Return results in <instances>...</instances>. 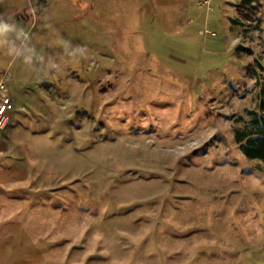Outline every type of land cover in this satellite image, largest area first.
I'll use <instances>...</instances> for the list:
<instances>
[{
	"label": "rangeland",
	"instance_id": "obj_1",
	"mask_svg": "<svg viewBox=\"0 0 264 264\" xmlns=\"http://www.w3.org/2000/svg\"><path fill=\"white\" fill-rule=\"evenodd\" d=\"M237 1L0 0L28 34L0 47V264H264V169L233 139L264 0L257 28Z\"/></svg>",
	"mask_w": 264,
	"mask_h": 264
},
{
	"label": "trees",
	"instance_id": "obj_2",
	"mask_svg": "<svg viewBox=\"0 0 264 264\" xmlns=\"http://www.w3.org/2000/svg\"><path fill=\"white\" fill-rule=\"evenodd\" d=\"M262 0H238L236 10L245 20H253L252 28H257L259 18H253L262 5ZM232 22L237 23L236 19ZM245 24L244 22H240ZM247 29V28H245ZM248 118L243 120L238 116L237 120H243V125L233 129V139L241 153L249 159H259L264 169V99L260 100L259 108L245 109Z\"/></svg>",
	"mask_w": 264,
	"mask_h": 264
},
{
	"label": "clouds",
	"instance_id": "obj_3",
	"mask_svg": "<svg viewBox=\"0 0 264 264\" xmlns=\"http://www.w3.org/2000/svg\"><path fill=\"white\" fill-rule=\"evenodd\" d=\"M10 34H16V37L19 38H27L28 34L24 32L23 29H18L15 23L9 22L6 20L3 15H0V47L7 43V38ZM81 52L86 49L80 48ZM14 50H9L8 54L13 55Z\"/></svg>",
	"mask_w": 264,
	"mask_h": 264
},
{
	"label": "built area",
	"instance_id": "obj_4",
	"mask_svg": "<svg viewBox=\"0 0 264 264\" xmlns=\"http://www.w3.org/2000/svg\"><path fill=\"white\" fill-rule=\"evenodd\" d=\"M12 107L13 103L10 95L6 91L4 76L0 75V129L6 126Z\"/></svg>",
	"mask_w": 264,
	"mask_h": 264
},
{
	"label": "crops",
	"instance_id": "obj_5",
	"mask_svg": "<svg viewBox=\"0 0 264 264\" xmlns=\"http://www.w3.org/2000/svg\"><path fill=\"white\" fill-rule=\"evenodd\" d=\"M11 100L13 101V97H11ZM12 103H14V102H12ZM12 109H13V107H12ZM12 109L9 112L8 121H7L6 126L4 128H2V129H0V134L3 133V132H6L7 136H8V133L10 132V118L12 116ZM0 159H1V139H0ZM0 172H1V164H0Z\"/></svg>",
	"mask_w": 264,
	"mask_h": 264
}]
</instances>
